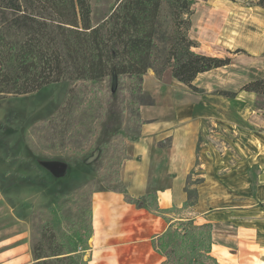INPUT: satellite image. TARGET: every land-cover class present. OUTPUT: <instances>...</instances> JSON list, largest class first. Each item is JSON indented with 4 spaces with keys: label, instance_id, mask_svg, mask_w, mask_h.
Returning a JSON list of instances; mask_svg holds the SVG:
<instances>
[{
    "label": "crops",
    "instance_id": "0c3cea01",
    "mask_svg": "<svg viewBox=\"0 0 264 264\" xmlns=\"http://www.w3.org/2000/svg\"><path fill=\"white\" fill-rule=\"evenodd\" d=\"M192 21L189 35L199 43L195 52L230 57L232 64L197 77L195 85L204 90L203 94L193 93L174 79L171 71L165 74V80H159L153 71L144 76L142 89L154 103L140 108L142 124L134 145L135 158H141L130 160L126 169L133 168L138 183L129 192L132 197L155 194L161 209H181L188 199V178L200 154L204 174L190 213L195 220H202L198 225L214 226V255L220 264H264V96L241 90L259 78L257 72H264V9L206 0L197 4ZM238 50L241 52L235 54ZM219 90L235 93L236 97L215 94ZM207 125L239 136L243 142L237 140L234 146L241 159L231 162L229 147L203 145ZM244 141L255 147L247 148ZM155 162H159L156 170ZM147 187L156 188V193L146 192ZM130 211L122 207L119 198L95 195L91 244L95 249L107 247L106 256L115 264L119 255L135 244L140 254L131 264L154 263L155 258L146 255L151 252L147 239H135L139 232L129 220ZM156 217L166 227L155 237L168 227L163 218ZM7 227L0 231V264H32L27 228L20 224ZM101 258L102 254L95 253L91 264Z\"/></svg>",
    "mask_w": 264,
    "mask_h": 264
},
{
    "label": "trees",
    "instance_id": "16d2710c",
    "mask_svg": "<svg viewBox=\"0 0 264 264\" xmlns=\"http://www.w3.org/2000/svg\"><path fill=\"white\" fill-rule=\"evenodd\" d=\"M254 5L264 8V0H256ZM193 15L189 0H114L108 18L93 25L91 0H0V99L68 83L65 101L51 118L55 127L63 124L66 136L81 103L80 91L89 84L113 83L121 96H107L97 128L91 124L80 141L87 146L97 133L90 150L100 148L94 164L100 170L113 138L123 128L127 104L139 109L154 103L150 96L143 104L130 101L145 94L143 79L149 71L159 80L171 71V76L193 93L203 94L195 85L197 77L232 64L230 57L195 52L199 43L189 35ZM241 90L264 96V77L254 78ZM215 94L236 97L223 90ZM192 174L186 186L188 199L181 209H161L155 194L148 197L150 212L168 224L152 242L164 258L162 264H219L212 256V224L171 217L197 203V185L202 180L191 183ZM88 210L91 214V208ZM73 228L71 238L66 234L61 238L52 222L42 225L39 238L31 245L33 264H87L83 254L92 249L88 244L91 229L87 227L83 234L79 226Z\"/></svg>",
    "mask_w": 264,
    "mask_h": 264
},
{
    "label": "rangeland",
    "instance_id": "374dc122",
    "mask_svg": "<svg viewBox=\"0 0 264 264\" xmlns=\"http://www.w3.org/2000/svg\"><path fill=\"white\" fill-rule=\"evenodd\" d=\"M113 1L91 0L93 25H98L108 18ZM189 1L196 11L197 4H203L206 0ZM223 1L246 8L259 7L254 5L256 0ZM263 75L264 72H257L256 77L260 78ZM68 88L69 84L62 82L50 85L35 94L0 99V231L8 228L7 226L23 225L29 235L26 244L32 245V242L39 238L42 225L47 222L54 224L61 238L65 234L67 238H71L70 231L74 229L73 227L79 226L78 230L83 234L89 227L91 238L88 244L92 249L86 255L83 254L84 261L91 264L93 255L100 253L102 258L96 264H115L106 256L109 251L107 247L95 249L91 244L95 232L94 198L97 194H103L111 199L119 198L122 207L131 210L129 220H133V227L139 232L135 239L145 237L147 239L145 243L151 251H147L146 255L151 254L152 258H155V262L150 264H162L164 258H160L151 243L153 237L163 232L166 225L150 212L147 195L131 196L129 189L138 182L134 180L133 168L130 166L129 170H126L130 160L139 161L141 158L140 156L135 158L137 149L134 145L141 130V106L138 109L131 103L127 104L123 128L113 138L108 156L101 164L100 170H97L94 164L100 148L90 150L97 133H94L87 146L82 145L80 141L87 136L91 124L97 128L100 107L107 101V96L111 95L116 99L121 93L111 82L89 84L87 89L80 91L81 103L72 118L71 131L65 136L66 129L63 128V124L59 123L55 127L51 118L64 103ZM148 99V95L143 94L131 97L130 101L137 100L143 104ZM259 104L261 105V102ZM237 140L239 141V136L227 133L222 128L207 125L203 130L202 144L211 143L218 149L229 147L232 153L229 154L231 162L235 158L241 159L235 150L237 147L234 146ZM245 146L252 149L255 144L245 142ZM199 159L192 172L191 183L200 180L204 174ZM43 162L65 163L68 166L66 176L55 177L42 166ZM153 167L155 170L158 169L159 162H155ZM146 190L156 193L154 187H147ZM89 208L91 214L88 212ZM190 211L188 209L174 215L189 217L196 224L202 222L201 219L195 220ZM69 241L68 247L71 245V240ZM130 246V251L119 255L118 264H131V261L137 258V254H140L135 244ZM79 247L82 245H78L77 251ZM212 256L216 258L213 248ZM216 260L218 261L217 258ZM218 263L220 264L219 261Z\"/></svg>",
    "mask_w": 264,
    "mask_h": 264
},
{
    "label": "water",
    "instance_id": "95a60500",
    "mask_svg": "<svg viewBox=\"0 0 264 264\" xmlns=\"http://www.w3.org/2000/svg\"><path fill=\"white\" fill-rule=\"evenodd\" d=\"M42 166H44L57 178L65 177L68 170V166L65 163L61 162H43Z\"/></svg>",
    "mask_w": 264,
    "mask_h": 264
}]
</instances>
